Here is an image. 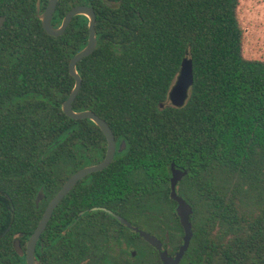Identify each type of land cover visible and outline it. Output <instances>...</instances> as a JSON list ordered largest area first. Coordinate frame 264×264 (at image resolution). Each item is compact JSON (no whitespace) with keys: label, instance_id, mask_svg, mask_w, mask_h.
<instances>
[{"label":"trees","instance_id":"1","mask_svg":"<svg viewBox=\"0 0 264 264\" xmlns=\"http://www.w3.org/2000/svg\"><path fill=\"white\" fill-rule=\"evenodd\" d=\"M28 1L0 0V264L20 262L13 236L29 233L64 182L106 151L97 127L61 111L74 86L69 60L85 46L87 27L59 37L31 29ZM105 1L114 7L87 0L97 46L76 65L72 109L105 121L125 149L78 181L51 220L93 206L128 220H178L173 165L186 172L177 194L192 209L179 264H264V61L243 55L239 0ZM78 4L59 0L57 12ZM186 55L193 84L174 108L168 93ZM180 243L175 235L170 248Z\"/></svg>","mask_w":264,"mask_h":264},{"label":"flooded vegetation","instance_id":"2","mask_svg":"<svg viewBox=\"0 0 264 264\" xmlns=\"http://www.w3.org/2000/svg\"><path fill=\"white\" fill-rule=\"evenodd\" d=\"M37 1L38 0H29L27 2L31 12L32 5L34 6V13H31L30 19L33 26L31 29L38 24L43 30L39 16L44 13L49 0H39L38 10ZM78 2L79 4L75 7L86 6L93 10L96 23L97 14L91 4L87 3V0H78ZM102 2L109 8L114 7V4L105 0H102ZM57 4L50 19V25L54 29L60 27L64 16L72 9L60 15V13L57 12ZM70 26L78 29L84 28V26L87 27L88 19L83 15L73 17L64 32ZM88 176L89 175L80 181H88ZM30 182L32 186L36 185L34 173ZM83 187L87 188L86 185H83ZM43 198V195L39 193L36 195V207L42 203ZM51 199L46 202L39 219L32 220V227L29 233L18 232L13 236V251L20 261L18 264H26L25 252L27 242L35 231ZM175 207L176 205L174 206V211ZM96 212H103L107 216H96ZM115 216L119 215L115 214L111 209L93 206L79 212L78 217L74 218V220H51L50 217L35 242L33 259L37 264H151V261H154L155 264H162L158 252L139 236L140 231L153 236L159 241L161 244V251H165L168 257H175L184 236V231L179 220H128L125 217L119 216L124 219L122 220L123 222H121L117 220ZM189 222L191 224V220H189ZM134 229H136L137 232ZM175 235L181 238V243L171 249L170 247L173 246V244H171V238ZM15 241L19 242L21 254H18L14 249Z\"/></svg>","mask_w":264,"mask_h":264},{"label":"water","instance_id":"3","mask_svg":"<svg viewBox=\"0 0 264 264\" xmlns=\"http://www.w3.org/2000/svg\"><path fill=\"white\" fill-rule=\"evenodd\" d=\"M58 0H49L48 5L42 15L39 16L41 20V25L45 33L52 37H59L67 25L71 21V19L75 16L83 15L88 19V36L85 46L76 54L72 56L69 60L68 64V73L74 79V86L69 93L67 99L61 104V111L65 116L72 120H88L95 127H97L106 140V151L104 158L97 164L90 165L84 167L73 175H71L62 185L60 190L54 195L51 201L48 203L45 211L35 229L31 237L29 238L26 246L25 252V261L26 264H37L33 259V248L36 240L38 239L39 234L44 229L46 223L50 219L54 209L60 203V201L75 187L78 181L86 177L87 175L103 171L105 168L109 166L112 162L116 153H121L125 149L124 142H121L118 146H116V142L114 140V136L111 132V129L107 125L105 121L96 116L93 112L89 110L75 112L72 109V103L74 102L75 97L77 96L80 87H81V78L76 70L77 63L88 57L93 53L97 46L96 34L94 30L95 25V15L91 8L86 6H77L72 8L69 12L64 16L62 23L59 28L54 29L50 25L51 15L55 10V6ZM39 8V0L37 1V10ZM4 18H0V27ZM193 84V72H192V64L188 55H186L180 64V70L178 75L176 76L170 90L168 93V104L174 108L182 107L186 100L189 97L190 88ZM170 179H169V198L171 201L175 202V213L180 221V225L183 228L184 236L182 239V244L178 249V252L175 254L174 258H170L167 256L165 251H161V244L157 241L153 236L145 232H139V236L144 239L152 248H154L159 255V258L162 264H178L184 253L186 252L189 242L192 237L191 224L189 222L190 216L192 214V209L185 202L183 198H181L176 191V186L178 182L186 175V172L180 169L174 168L173 165L170 167ZM117 220H124L119 216H115ZM136 232L137 230L134 229ZM14 249L18 254H21L19 248V242H14Z\"/></svg>","mask_w":264,"mask_h":264},{"label":"rangeland","instance_id":"4","mask_svg":"<svg viewBox=\"0 0 264 264\" xmlns=\"http://www.w3.org/2000/svg\"><path fill=\"white\" fill-rule=\"evenodd\" d=\"M237 16L244 57L264 61V0H239Z\"/></svg>","mask_w":264,"mask_h":264}]
</instances>
